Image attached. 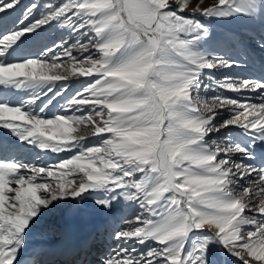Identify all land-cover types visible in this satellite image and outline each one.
I'll return each mask as SVG.
<instances>
[{
  "label": "snow or ice",
  "instance_id": "1",
  "mask_svg": "<svg viewBox=\"0 0 264 264\" xmlns=\"http://www.w3.org/2000/svg\"><path fill=\"white\" fill-rule=\"evenodd\" d=\"M20 3L0 0V264H264V0H34L7 23ZM241 20L259 35L218 29ZM47 217L59 239L30 246Z\"/></svg>",
  "mask_w": 264,
  "mask_h": 264
},
{
  "label": "bare ground",
  "instance_id": "2",
  "mask_svg": "<svg viewBox=\"0 0 264 264\" xmlns=\"http://www.w3.org/2000/svg\"><path fill=\"white\" fill-rule=\"evenodd\" d=\"M208 2L210 3L211 0H209ZM256 55L260 56L261 54L259 52H257ZM258 62L259 61L257 60V63ZM233 72H235V71H233ZM250 75H251V73H250ZM83 79H85V78H81V80H83ZM60 83H63V84L68 83V84L75 85V87H73V88H76V87L79 88L80 87V82L76 79H72L69 81H60ZM0 139L15 140L14 137L10 136L8 130H4L2 128H0ZM16 143H19V142L16 141ZM89 143H92V141L90 140ZM40 155H41V160L36 159L35 158V152L33 151L25 159V162L36 163L38 166H40L42 160L47 162V163H54L56 160V154H50L48 156H45L43 153H40ZM60 155L63 156L65 154L61 153ZM55 219H56L55 217H47L45 219V221L42 223V225L38 229H35L32 234H30L29 241H28L30 246L35 245V244H41V243H52V242H55L56 240L59 239V235L57 237H54V238L51 236H48V234L53 233V232H56L59 234L58 231H54V230L58 229L62 225L63 222L57 223L55 221ZM85 226H88V225H85V224H78L77 225L80 236L87 235V231L85 232ZM82 257H83L82 252L77 254V252L73 251L71 248H68L62 254L56 256L55 259L59 262V264H73V262L75 261L76 258L79 259ZM91 258L92 257H89V259H91Z\"/></svg>",
  "mask_w": 264,
  "mask_h": 264
},
{
  "label": "rangeland",
  "instance_id": "3",
  "mask_svg": "<svg viewBox=\"0 0 264 264\" xmlns=\"http://www.w3.org/2000/svg\"><path fill=\"white\" fill-rule=\"evenodd\" d=\"M32 2H34V0H21L20 5L17 7L15 12H12L8 16H6L5 17V21L7 23H11V21L13 19H15L16 17H18L21 14V12L25 8V6L30 4V3H32ZM35 2L43 4V3L47 2V0H35ZM57 2H60V0H57ZM36 15H38V13ZM218 29L219 30L233 29V30H236V31L247 32V33H249V35H256V36H258L259 33H260V26H259L258 23H252V22H248V21H244V20L220 25V26H218ZM45 35L46 36H51L52 38H56L57 37V33H56L55 30H49V32L45 33ZM69 42L71 43V41H69ZM257 57H259V56H257ZM257 60L259 61V59H257ZM233 71H235V72L238 71L240 74H242L244 76H248V75H250V73H251V75H259L260 74V65H259V62L256 63L255 67L253 68V70L251 72H249L247 70H237V69H233ZM60 84H63V83L57 82V85H60ZM64 84L68 85V94H71V92H73L75 89H77V87L73 88V87H75V85L68 84V83H64ZM49 95H51V93ZM225 95H234V94L233 93H225ZM57 99H59V98H57ZM55 110L56 109L54 107H52V108H50L49 112L51 113L52 111H55ZM55 218H56L55 221L57 223L58 222L59 223L62 222L59 218H57V217H55ZM90 227H91L90 225L85 226V232L86 231L88 232ZM58 235L59 234L56 233V232L48 234V236H51L53 238L57 237Z\"/></svg>",
  "mask_w": 264,
  "mask_h": 264
}]
</instances>
